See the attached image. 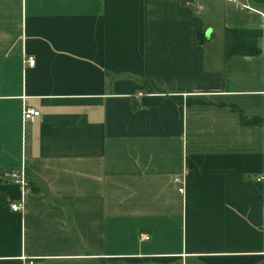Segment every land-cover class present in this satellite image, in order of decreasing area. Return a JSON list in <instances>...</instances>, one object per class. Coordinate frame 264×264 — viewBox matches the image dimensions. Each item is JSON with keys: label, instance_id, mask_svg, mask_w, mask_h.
Returning <instances> with one entry per match:
<instances>
[{"label": "crops", "instance_id": "0c3cea01", "mask_svg": "<svg viewBox=\"0 0 264 264\" xmlns=\"http://www.w3.org/2000/svg\"><path fill=\"white\" fill-rule=\"evenodd\" d=\"M226 28L260 25L230 0H0V264H264L263 62L226 58Z\"/></svg>", "mask_w": 264, "mask_h": 264}, {"label": "built area", "instance_id": "2783aa9c", "mask_svg": "<svg viewBox=\"0 0 264 264\" xmlns=\"http://www.w3.org/2000/svg\"><path fill=\"white\" fill-rule=\"evenodd\" d=\"M230 1H233L234 3H236L239 6V9L241 12L246 13L247 16L256 20L259 23L260 28L263 31L261 56H262L263 74H264V10L254 7L251 3H249L248 0H230ZM202 8L203 6H201V9ZM26 61L28 62L30 66H34L36 64V60L34 56H28ZM38 116H40V111L38 109L27 107V106L24 108V112H23L24 122L31 121L35 117H38ZM2 177L4 180L20 185L23 188L24 193L28 190V187L30 185L27 171L24 166L20 168L5 170L2 174ZM182 180L183 179L180 176L174 177V181L176 183H179ZM179 191L181 193H184L185 188L181 187L179 188ZM23 205H24V200H22L19 203H13L11 205V208L14 211H20L23 209ZM28 264H35V261L30 260Z\"/></svg>", "mask_w": 264, "mask_h": 264}, {"label": "trees", "instance_id": "16d2710c", "mask_svg": "<svg viewBox=\"0 0 264 264\" xmlns=\"http://www.w3.org/2000/svg\"><path fill=\"white\" fill-rule=\"evenodd\" d=\"M263 31L261 28H226L224 32L226 58L232 56H256L262 53L261 40ZM232 109L238 112L241 123L253 125L258 120L248 118L245 113L236 106Z\"/></svg>", "mask_w": 264, "mask_h": 264}, {"label": "rangeland", "instance_id": "374dc122", "mask_svg": "<svg viewBox=\"0 0 264 264\" xmlns=\"http://www.w3.org/2000/svg\"><path fill=\"white\" fill-rule=\"evenodd\" d=\"M215 39H219V33H217V36L215 37Z\"/></svg>", "mask_w": 264, "mask_h": 264}]
</instances>
